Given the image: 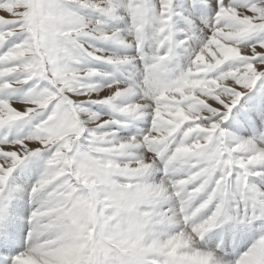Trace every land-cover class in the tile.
<instances>
[{"label": "snow or ice", "instance_id": "snow-or-ice-1", "mask_svg": "<svg viewBox=\"0 0 264 264\" xmlns=\"http://www.w3.org/2000/svg\"><path fill=\"white\" fill-rule=\"evenodd\" d=\"M0 264H264V0H0Z\"/></svg>", "mask_w": 264, "mask_h": 264}, {"label": "bare ground", "instance_id": "bare-ground-1", "mask_svg": "<svg viewBox=\"0 0 264 264\" xmlns=\"http://www.w3.org/2000/svg\"><path fill=\"white\" fill-rule=\"evenodd\" d=\"M157 175H159V174H157Z\"/></svg>", "mask_w": 264, "mask_h": 264}]
</instances>
